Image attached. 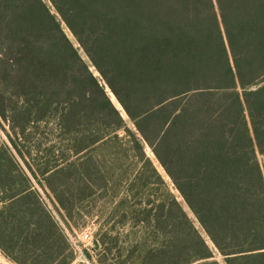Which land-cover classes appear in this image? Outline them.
Returning a JSON list of instances; mask_svg holds the SVG:
<instances>
[{
    "label": "trees",
    "instance_id": "16d2710c",
    "mask_svg": "<svg viewBox=\"0 0 264 264\" xmlns=\"http://www.w3.org/2000/svg\"><path fill=\"white\" fill-rule=\"evenodd\" d=\"M0 129L12 262L70 264L56 215L104 192L110 264H264V0H0Z\"/></svg>",
    "mask_w": 264,
    "mask_h": 264
},
{
    "label": "rangeland",
    "instance_id": "374dc122",
    "mask_svg": "<svg viewBox=\"0 0 264 264\" xmlns=\"http://www.w3.org/2000/svg\"><path fill=\"white\" fill-rule=\"evenodd\" d=\"M65 32L67 33V35H68L69 39L72 41V43L76 47H78L77 43L75 42V40L73 39V37L71 36V34L68 32L67 29H65ZM80 53L84 57V55L81 51H80ZM84 59L86 60L85 57H84ZM92 71L94 72L95 76H98V74L95 72V70L93 68H92ZM119 135L123 136L122 133H120ZM0 138L2 140L5 139L4 134H3L1 129H0ZM145 152H146L147 157L153 163V166L155 167L157 172L164 179L170 193L173 194L174 196H176L177 199L180 202H182L178 192L173 188V185L171 184L169 178L166 176V174L164 173V171L162 170V168L160 167V165L158 164V162L156 161V159L152 155L151 151L146 147ZM133 170L134 169L130 168V170L128 171V174L133 175V173H134ZM36 188L39 191V193L44 196L46 204L49 206L50 204L48 203L47 197L44 195L43 191L38 186H36ZM134 193L135 192H133L131 194V196H133ZM158 195H159V191L157 190V186L154 184V181L152 180L151 185L149 186V189L146 190L145 192H142V194L138 195V197H141V199H143L144 201L147 199H150L151 201H156ZM122 196H123V194L120 193V196L118 198H120ZM106 201H108V203ZM112 203H113V199L110 198V201H109L108 197H104V192H99L93 199L82 202L80 204V207H81L82 211L85 213V215H82V217H76L75 220L71 222V224H72L71 230L66 227V225L58 217V215H56V214L55 215L57 216L56 218H58L63 223V225L66 227V229H68L74 235H79L80 233H83V232H90L93 235V239H94V237L99 239L98 235H99V231H100L101 227H105V229H109L111 227V225H113V222L108 221V216L110 215V212H111ZM182 204H183V202H182ZM50 207H51V205H50ZM184 207H185V205H184ZM185 210L190 215V217H192L191 213L188 211V209L186 207H185ZM106 222H108V223L106 224ZM58 223H59V221H58ZM195 225H196L197 229L199 230V232L205 237V239L208 240L206 235L199 228V225L197 224V222H195ZM117 228L118 229L116 231H118V233L121 234L122 236L119 238V243H118V246L116 247V249H113L111 251V253L107 255V260H104L102 257L104 255L103 249L101 247L96 248L94 245L95 243L93 244L94 245L93 255H94L97 263H99L100 260L104 261L105 264H110L113 262L116 263L118 261L124 262L125 255H126V252H124V251L127 248V246L129 245V243H126L125 236L130 229H129V227H121L118 225H117ZM94 241H95V239H94ZM70 252H71V250H70ZM136 258H137V255H135L131 261H136ZM6 261L12 262L8 258L4 257L0 252V264H7ZM12 263L16 264L14 262H12Z\"/></svg>",
    "mask_w": 264,
    "mask_h": 264
},
{
    "label": "built area",
    "instance_id": "2783aa9c",
    "mask_svg": "<svg viewBox=\"0 0 264 264\" xmlns=\"http://www.w3.org/2000/svg\"><path fill=\"white\" fill-rule=\"evenodd\" d=\"M57 220L64 231L72 253V260L70 264H98L93 255V235L90 232H83L79 235H74L68 229H66V227L58 218ZM6 262L7 264H13L10 261Z\"/></svg>",
    "mask_w": 264,
    "mask_h": 264
},
{
    "label": "bare ground",
    "instance_id": "6f19581e",
    "mask_svg": "<svg viewBox=\"0 0 264 264\" xmlns=\"http://www.w3.org/2000/svg\"><path fill=\"white\" fill-rule=\"evenodd\" d=\"M111 101L113 102V104L116 106V108L120 111V113L122 114V116L125 118V113L123 112L122 108L120 107V105L116 102L115 98L113 97V95L108 91V89H106Z\"/></svg>",
    "mask_w": 264,
    "mask_h": 264
},
{
    "label": "water",
    "instance_id": "95a60500",
    "mask_svg": "<svg viewBox=\"0 0 264 264\" xmlns=\"http://www.w3.org/2000/svg\"><path fill=\"white\" fill-rule=\"evenodd\" d=\"M108 89V88H107ZM109 90V89H108ZM112 94V93H111ZM113 95V94H112ZM199 263V262H198ZM195 264H197V263H195Z\"/></svg>",
    "mask_w": 264,
    "mask_h": 264
}]
</instances>
